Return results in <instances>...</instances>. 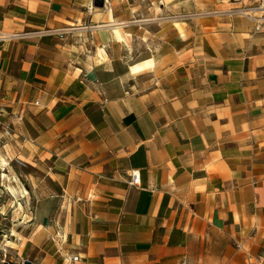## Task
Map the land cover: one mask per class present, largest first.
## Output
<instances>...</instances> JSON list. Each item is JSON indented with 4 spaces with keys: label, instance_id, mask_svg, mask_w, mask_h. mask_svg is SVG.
Returning a JSON list of instances; mask_svg holds the SVG:
<instances>
[{
    "label": "crops",
    "instance_id": "1",
    "mask_svg": "<svg viewBox=\"0 0 264 264\" xmlns=\"http://www.w3.org/2000/svg\"><path fill=\"white\" fill-rule=\"evenodd\" d=\"M104 1L0 0V139L42 173L20 264H264L252 2Z\"/></svg>",
    "mask_w": 264,
    "mask_h": 264
},
{
    "label": "rangeland",
    "instance_id": "2",
    "mask_svg": "<svg viewBox=\"0 0 264 264\" xmlns=\"http://www.w3.org/2000/svg\"><path fill=\"white\" fill-rule=\"evenodd\" d=\"M122 1L140 2L142 10L148 3L147 0ZM5 143L0 139V264H20L19 252L29 233L30 211L37 197L34 190L42 173L17 164Z\"/></svg>",
    "mask_w": 264,
    "mask_h": 264
},
{
    "label": "built area",
    "instance_id": "3",
    "mask_svg": "<svg viewBox=\"0 0 264 264\" xmlns=\"http://www.w3.org/2000/svg\"><path fill=\"white\" fill-rule=\"evenodd\" d=\"M248 1H251L252 5L246 9L244 15L252 18L255 23L254 31L260 32L264 29V0ZM18 164L24 166V164L21 162H19ZM128 185L130 187H136L139 185V178L137 172H132L129 177ZM72 261H77V258H73Z\"/></svg>",
    "mask_w": 264,
    "mask_h": 264
},
{
    "label": "water",
    "instance_id": "4",
    "mask_svg": "<svg viewBox=\"0 0 264 264\" xmlns=\"http://www.w3.org/2000/svg\"><path fill=\"white\" fill-rule=\"evenodd\" d=\"M92 6L96 9H104L105 1L104 0H92ZM22 264H30L27 260H24Z\"/></svg>",
    "mask_w": 264,
    "mask_h": 264
},
{
    "label": "bare ground",
    "instance_id": "5",
    "mask_svg": "<svg viewBox=\"0 0 264 264\" xmlns=\"http://www.w3.org/2000/svg\"><path fill=\"white\" fill-rule=\"evenodd\" d=\"M113 34L118 40H120V35H119V32L117 31V28H113ZM150 65L151 63H145V64L135 67V70L137 71L144 70L145 68H148Z\"/></svg>",
    "mask_w": 264,
    "mask_h": 264
}]
</instances>
